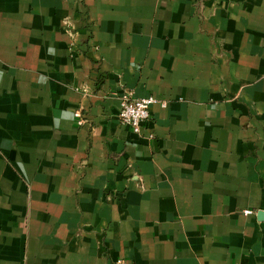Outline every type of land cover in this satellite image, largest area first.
<instances>
[{
	"label": "crops",
	"instance_id": "obj_1",
	"mask_svg": "<svg viewBox=\"0 0 264 264\" xmlns=\"http://www.w3.org/2000/svg\"><path fill=\"white\" fill-rule=\"evenodd\" d=\"M0 264H264V0H0Z\"/></svg>",
	"mask_w": 264,
	"mask_h": 264
},
{
	"label": "built area",
	"instance_id": "obj_2",
	"mask_svg": "<svg viewBox=\"0 0 264 264\" xmlns=\"http://www.w3.org/2000/svg\"><path fill=\"white\" fill-rule=\"evenodd\" d=\"M157 101L153 96L135 97L133 92L128 90L121 96L118 119L122 124L128 125L133 132L139 133L142 123L149 118L151 104ZM161 103L165 105L164 102ZM74 116L77 118L78 124L84 122L79 110L74 112ZM250 212V210L244 211L245 214Z\"/></svg>",
	"mask_w": 264,
	"mask_h": 264
}]
</instances>
